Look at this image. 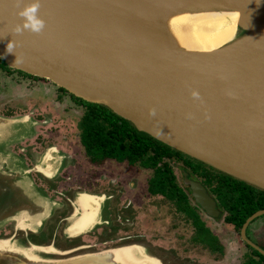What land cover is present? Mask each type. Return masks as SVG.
<instances>
[{"label": "water", "instance_id": "water-1", "mask_svg": "<svg viewBox=\"0 0 264 264\" xmlns=\"http://www.w3.org/2000/svg\"><path fill=\"white\" fill-rule=\"evenodd\" d=\"M28 2L0 0V58L9 67L107 106L139 131L264 190V0H40L43 29L11 33ZM166 2L238 11L236 38L214 51L167 44L148 21L150 11ZM11 40L18 46L7 52ZM16 56L22 62L14 63ZM25 183L40 203L48 201L33 182ZM192 188L196 202L218 216L206 189L199 183ZM262 215L264 208L251 214L240 234L264 255L246 233ZM132 245L60 259L46 255L52 247L37 245L40 259L4 253L0 264H128L111 255ZM142 248L163 264L154 250Z\"/></svg>", "mask_w": 264, "mask_h": 264}, {"label": "flooded vegetation", "instance_id": "flooded-vegetation-1", "mask_svg": "<svg viewBox=\"0 0 264 264\" xmlns=\"http://www.w3.org/2000/svg\"><path fill=\"white\" fill-rule=\"evenodd\" d=\"M0 97V240H13L15 248L30 247L37 258V245L52 247L46 255L59 259L132 244L128 256L127 247L117 250L121 257L136 258L140 256L133 250H153L149 243L160 244L163 252L154 254L163 264L166 253L185 264L195 259L196 264H214L196 252L180 255L169 245L177 241L164 225L170 203L192 228L187 237L192 251L201 247L216 257L224 254L208 221L226 224L227 211L215 190L218 170L175 151L157 165L143 158L96 154L84 140V120L92 107L88 101L46 78L11 68L1 58ZM225 175L223 184L230 176ZM24 180L33 182L48 201L40 203ZM192 183L216 200L218 216L196 202ZM249 228L248 238L258 244Z\"/></svg>", "mask_w": 264, "mask_h": 264}, {"label": "trees", "instance_id": "trees-1", "mask_svg": "<svg viewBox=\"0 0 264 264\" xmlns=\"http://www.w3.org/2000/svg\"><path fill=\"white\" fill-rule=\"evenodd\" d=\"M88 103L92 107L84 120V140L88 148L96 154L118 158H143L152 161V165H157L169 151L181 153L148 133L139 131L129 120L114 113L107 106ZM224 175L225 173L218 170L216 180L220 185L215 190L219 192L227 211L226 224L239 231L251 214L264 208V190L227 175L225 176L229 180L223 184L221 181ZM210 184L212 186L211 182ZM259 245L264 248V243ZM247 247L251 249V254L246 255L242 264H264V255L252 246Z\"/></svg>", "mask_w": 264, "mask_h": 264}, {"label": "bare ground", "instance_id": "bare-ground-1", "mask_svg": "<svg viewBox=\"0 0 264 264\" xmlns=\"http://www.w3.org/2000/svg\"><path fill=\"white\" fill-rule=\"evenodd\" d=\"M238 17V11L233 9L203 10L190 8L181 3L166 2L150 11L148 21L156 31L162 32L169 45L187 50L214 51L224 48L236 38ZM11 242L13 240H0V254L10 253L15 257L38 260L37 256L33 257L30 247L20 248L16 244L15 248ZM124 250L125 255H130L128 247ZM113 251L111 255L113 258L124 260L128 264L159 263V260L150 257L144 251L138 253L137 250H133L135 255L140 256L136 258L131 256L124 258L117 249ZM101 255L110 258L109 253Z\"/></svg>", "mask_w": 264, "mask_h": 264}, {"label": "rangeland", "instance_id": "rangeland-1", "mask_svg": "<svg viewBox=\"0 0 264 264\" xmlns=\"http://www.w3.org/2000/svg\"><path fill=\"white\" fill-rule=\"evenodd\" d=\"M6 75H2V84L3 86H7L8 83L5 80ZM49 80V79H48ZM51 81V80H49ZM52 82V81H51ZM53 83V82H52ZM55 84V83H54ZM4 95V92L1 94ZM2 97H0L1 99ZM73 117V116H72ZM167 207L165 210L167 211V221L164 220V225L167 227L166 234L175 236L176 237V243L169 244L171 247H174L176 251L179 250L180 255L184 254H190L192 252H196L200 256H205V258H209L213 261L214 264H242V262L245 260L246 255L251 252V249L246 247L244 242L241 239L240 232L235 230L234 227L228 226L224 224L221 220L213 221L208 218V221H210V228L213 230V232L219 237L221 243L224 245V254L222 256L216 257L213 253L210 254L208 250H205L201 247H198L197 250L192 251L187 242V237L191 234L192 228L185 226V219L182 216H177L175 214L174 208H172V204L166 203ZM251 226H250V236L254 241L259 243H264V215L258 217L255 219ZM208 223V222H207ZM172 230V231H171ZM168 232V233H167ZM170 237V236H169ZM172 239V237H171ZM149 245L153 248L154 251L160 252V250L163 249L159 248L160 244H151ZM102 246V245H100ZM190 247V248H189ZM166 256V264H185V262L178 258L176 259L174 255H170L168 253L165 254ZM199 256V257H200ZM201 258V257H200ZM215 258H219L220 260L218 262H215ZM194 261V262H193ZM208 261V260H207ZM196 259L191 260V263L196 264ZM198 264V263H197Z\"/></svg>", "mask_w": 264, "mask_h": 264}, {"label": "clouds", "instance_id": "clouds-1", "mask_svg": "<svg viewBox=\"0 0 264 264\" xmlns=\"http://www.w3.org/2000/svg\"><path fill=\"white\" fill-rule=\"evenodd\" d=\"M20 0H17V5ZM40 8V0H30L25 3L22 8L19 9L17 15L21 17V22L11 27L10 31L13 34H20L23 31H30L32 33H39L44 27V21L37 15ZM18 43L11 40L6 45V51L11 52L14 47H17ZM22 62L17 56L14 63ZM195 96L196 93H193Z\"/></svg>", "mask_w": 264, "mask_h": 264}]
</instances>
